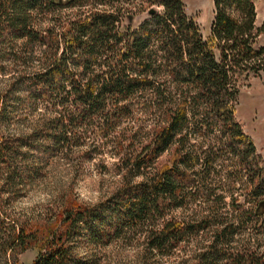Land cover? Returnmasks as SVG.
Returning a JSON list of instances; mask_svg holds the SVG:
<instances>
[{
	"label": "trees",
	"instance_id": "1",
	"mask_svg": "<svg viewBox=\"0 0 264 264\" xmlns=\"http://www.w3.org/2000/svg\"><path fill=\"white\" fill-rule=\"evenodd\" d=\"M132 1L0 0V70L11 63L0 93V174L27 172L13 165L23 145L38 158L93 132L112 141L117 175L96 201L65 192L51 221L16 223L0 205V264H90L78 238L97 246L131 233L152 256L170 255L203 231L200 262L264 264V162L234 117L239 85L264 71V21L256 24L253 0H211L202 38L183 0H144L137 26L123 12ZM25 102L53 113L30 132H7ZM135 111L148 120L142 141ZM199 198L205 207L172 215ZM245 229L253 235L234 239ZM31 247L34 257L19 261Z\"/></svg>",
	"mask_w": 264,
	"mask_h": 264
},
{
	"label": "rangeland",
	"instance_id": "2",
	"mask_svg": "<svg viewBox=\"0 0 264 264\" xmlns=\"http://www.w3.org/2000/svg\"><path fill=\"white\" fill-rule=\"evenodd\" d=\"M185 12L194 17L202 38H205L210 27L212 18L211 0H183ZM255 9L256 24L264 21V0H253ZM142 4L146 5L144 0H134L124 8L123 12H133V25L137 26L140 21L148 15L147 10L142 9ZM157 9L161 6L152 4ZM69 10L63 9V13ZM126 19L121 24H125ZM4 70H0V93L7 87L10 79V65L8 60L1 63ZM19 69V67H17ZM10 104H19L18 101ZM28 104L25 102V105ZM22 105L14 113L12 122L5 127L7 132H30L35 124L43 117L52 115L51 110L43 103H39L36 109L31 106ZM30 107V108H29ZM130 117V124L140 125L141 141L145 139L146 121L144 112L135 111ZM234 117L238 121L242 131L247 133L260 154L264 162V71L250 76L244 83L238 87V98L234 105ZM146 120V121H145ZM127 123L125 120L120 128ZM129 124V125H130ZM33 143L34 137H30ZM110 139H113L110 136ZM140 141V142H141ZM42 142V141H41ZM82 145L72 146L69 152L60 150L51 155L40 154L37 158L30 146L20 147V157H16L13 165L24 166L26 173H13L12 169L4 168L0 174V205L4 214L10 220L21 222L36 223L54 217V213L59 208L62 195L66 192L75 195L79 200L96 201L104 196L116 178L113 156L114 148L112 141L105 142L103 138L97 137L93 132H88ZM105 142V143H104ZM31 148V150H30ZM168 151L161 153L159 161L168 157ZM7 166V165H6ZM227 169V167H225ZM19 170L18 168L16 169ZM222 169L221 172H224ZM7 173V175H6ZM10 176V183L6 182V176ZM214 176V175H213ZM220 178L215 177V181ZM222 180V179H221ZM222 186L230 185L229 178L219 182ZM229 196L225 198L228 200ZM242 197H238L241 199ZM248 207L249 203H244ZM206 206V202H201L200 198L196 202L186 203V208H175L172 211L177 219L186 218L192 211ZM250 229L234 236V239L252 236ZM259 240L264 238V233L260 235ZM208 242V234L205 231L199 233L196 238L178 241L170 255H154L142 249V244L137 238H133L131 233L125 239L112 241L104 245H86L81 239L77 241V251L84 258H92L90 264H232L230 261L215 256L212 261L206 260L200 262L196 255L202 250ZM35 248H28L19 253L18 259L21 262L30 261L35 255ZM92 255V256H90ZM88 260V259H87Z\"/></svg>",
	"mask_w": 264,
	"mask_h": 264
}]
</instances>
